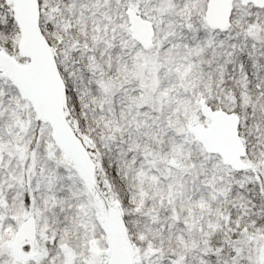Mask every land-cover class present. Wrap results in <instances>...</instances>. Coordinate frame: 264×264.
<instances>
[{
	"label": "snow or ice",
	"instance_id": "snow-or-ice-1",
	"mask_svg": "<svg viewBox=\"0 0 264 264\" xmlns=\"http://www.w3.org/2000/svg\"><path fill=\"white\" fill-rule=\"evenodd\" d=\"M0 264H264V0H0Z\"/></svg>",
	"mask_w": 264,
	"mask_h": 264
}]
</instances>
